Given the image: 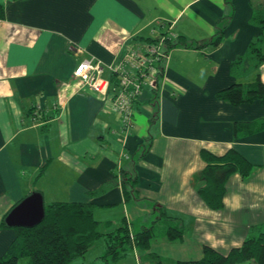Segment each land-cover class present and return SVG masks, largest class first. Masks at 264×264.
Segmentation results:
<instances>
[{"label":"crops","instance_id":"crops-1","mask_svg":"<svg viewBox=\"0 0 264 264\" xmlns=\"http://www.w3.org/2000/svg\"><path fill=\"white\" fill-rule=\"evenodd\" d=\"M0 2V257L18 233L2 226L7 214L34 190L46 205L94 203L102 254L120 227H152L150 250L160 259L130 246L115 264H131L129 252L134 264L199 259L204 245L226 253L264 227V101L236 104L218 94L258 75L264 83V61L247 58L254 42L264 52L255 20L264 0ZM168 23L171 41L189 45L163 42L158 88L142 91L126 134L111 100L83 87L75 67L89 56L115 63L125 47L158 38ZM231 148L255 168L247 178L232 174L224 207L212 209L198 192L207 165L201 151ZM169 226L181 228L182 239H168ZM102 254L95 264H109Z\"/></svg>","mask_w":264,"mask_h":264},{"label":"trees","instance_id":"trees-1","mask_svg":"<svg viewBox=\"0 0 264 264\" xmlns=\"http://www.w3.org/2000/svg\"><path fill=\"white\" fill-rule=\"evenodd\" d=\"M4 12V4L0 2V19L4 17ZM255 20L264 28V4L258 6ZM148 40L152 41L156 38L152 37ZM171 40L169 38L164 41L170 47L178 44L189 45L182 37L175 42ZM258 42H254L250 50L251 52L255 48L259 52L260 57L255 61L257 66L264 61V52ZM160 69L163 72V67ZM111 78L115 83L116 75L112 74ZM218 94L236 104L254 98L264 101V83L258 75L255 82L247 87L236 83L219 91ZM201 155L207 165L198 174L203 181L198 187V192L210 208L222 209L229 177L239 172L247 178L252 174L255 165L235 148L229 149L222 155L203 149ZM136 181L134 178L132 184L134 185ZM125 194L129 198L127 190ZM99 225L100 221L94 216L92 202L57 201L48 204L45 218L40 224L34 227H14L18 232L17 237L5 256L0 257V264H19L22 257H29L31 264H72L77 258L84 256L105 234L99 229ZM2 226L9 227L5 221ZM166 235L170 240H180L183 237V230L169 226ZM152 237V227H147L135 234L134 242L137 247L146 250L149 258L158 260L160 256L150 250ZM115 238L117 241L110 243L106 256L109 257L111 254L113 259L117 260L127 254L126 251L130 246L132 247L133 238L131 239L126 225L118 229ZM175 264H264V227L254 228L240 246L232 247L226 253L204 245L201 258L177 260Z\"/></svg>","mask_w":264,"mask_h":264},{"label":"built area","instance_id":"built-area-1","mask_svg":"<svg viewBox=\"0 0 264 264\" xmlns=\"http://www.w3.org/2000/svg\"><path fill=\"white\" fill-rule=\"evenodd\" d=\"M160 32L158 40L136 41L124 48L122 55L115 63L89 56L82 59L75 67L74 75L79 78L83 87L87 86L100 97L110 99L112 108L120 116L124 133H128L134 124L136 99L145 89L158 88L161 62L167 53L162 50L165 39L172 36V24ZM108 72L109 74H106ZM116 75L113 83L111 75Z\"/></svg>","mask_w":264,"mask_h":264},{"label":"water","instance_id":"water-1","mask_svg":"<svg viewBox=\"0 0 264 264\" xmlns=\"http://www.w3.org/2000/svg\"><path fill=\"white\" fill-rule=\"evenodd\" d=\"M46 215V204L41 191L34 190L19 201L7 214L5 221L12 227H34Z\"/></svg>","mask_w":264,"mask_h":264},{"label":"rangeland","instance_id":"rangeland-1","mask_svg":"<svg viewBox=\"0 0 264 264\" xmlns=\"http://www.w3.org/2000/svg\"><path fill=\"white\" fill-rule=\"evenodd\" d=\"M258 57H260L259 56V52L256 51L255 48H253L252 51L250 52V54L247 56V58L250 59L251 63H255V61L258 60ZM242 63H243V61H242ZM138 99H136V102H137ZM126 226L129 228L131 239L133 238L132 239V246H136V244L134 242L136 233L132 231V229L130 227V224H129V226L126 224ZM113 241L116 242V238L115 239L111 238V237H110V239L108 238L109 245ZM97 243L98 242H96V244H94L96 246L92 250H88V252H86V254L84 256H81L80 258H77L72 264H90L92 262L95 264L94 260L97 259V257H96L97 255L102 254V247H103V246H101V244H97ZM109 245H108V249H109ZM106 253L101 255L102 259H106L107 258ZM109 259H110L109 260V264H115V261L113 259V255L110 254L109 255ZM125 259H126V262L131 263V264H134V262L136 261L135 260L136 257L134 256L133 252H129V255L127 257H125ZM98 260H100V259H98ZM19 264H31V260H30L29 257H24V258L22 257L20 259V263ZM97 264H107V262L104 260V261H100L99 263L97 262Z\"/></svg>","mask_w":264,"mask_h":264}]
</instances>
